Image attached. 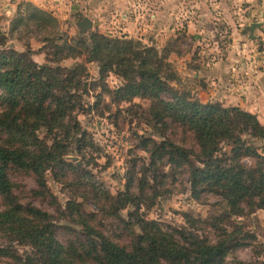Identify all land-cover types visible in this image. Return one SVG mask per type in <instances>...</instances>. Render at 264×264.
Wrapping results in <instances>:
<instances>
[{"label": "rangeland", "instance_id": "374dc122", "mask_svg": "<svg viewBox=\"0 0 264 264\" xmlns=\"http://www.w3.org/2000/svg\"><path fill=\"white\" fill-rule=\"evenodd\" d=\"M237 2L245 6L244 1ZM100 5L102 2L95 0L94 9L76 14L67 21H47L45 28L29 19L28 16L35 12V7L29 4L21 5L20 15L6 16L0 21V40L5 41V47L19 52L29 51L31 58L40 65L65 68H74L79 64L85 66L81 85L76 91L79 98L74 110V118L86 132L84 139L77 141L76 138L81 135L74 137V131L67 136L71 139L65 137L64 144L68 147V154L63 157L65 163L46 166L43 187L39 186L34 172L11 164L6 174L12 183V194L16 197H13L14 200L47 212L56 240L65 246H81L98 239L97 234H89L81 220L88 222L98 234H104L115 242L128 243L135 234L141 233L140 226L135 224L136 218L140 217L155 221L168 230L189 228L210 242H216L221 237L222 229L235 232L234 242L241 245L230 248L224 264H264V209L246 207L244 214H236L220 194L203 192L200 198H195L190 184L189 164L177 167L166 157L156 160V165L149 168L152 158L144 142L152 147L155 142L170 140L188 150L199 151L195 133L188 129L185 132L176 122H171L168 127L160 124L155 127L150 115L152 102L148 98L135 97L131 102L117 99L113 91L124 84L123 78L112 72L103 77L101 64L88 61L89 53L81 44L84 41L82 39L90 41L92 32H99L112 38H126L147 47H155L169 64L163 70V75L168 79L171 89L183 99L198 100L204 104L217 103L212 99L213 91L210 92L216 86L213 77L206 82L208 79L200 80L195 74L200 75L198 66L202 62H211L214 56L215 59H221L223 54H226L223 59L227 57L232 44V28L220 22L209 25V30L205 32L209 33L205 36L209 41L203 42L193 38L194 35H201L188 34L187 24L179 25L174 31L170 30V24L152 25L150 22L153 21L147 22L143 17L137 20L134 27L124 24L123 14L140 18L138 16H148L146 14L151 12L149 8L135 9L129 5L121 10L108 8L99 11ZM85 14L94 24L93 28L81 32L77 21L83 19ZM21 16L24 17L23 22L15 25ZM248 22H261L257 28L264 34V14H251L248 20L241 22L242 26L236 24V31H249L251 24ZM217 37L218 40L214 42ZM260 44L264 50V39ZM68 46L75 49L71 50ZM214 46L219 48L215 47L213 51ZM209 49L212 51L209 52V58L205 56L203 59L202 51ZM162 97L165 101L172 100L169 94H163ZM231 106L236 105H225ZM254 108L264 127V103H254ZM240 128L236 133L245 140L246 146L264 155V137H253L242 129V125ZM37 134L48 145L54 143L53 135H49L46 128H40ZM63 136L61 133L60 138ZM232 146V140L231 143L221 141L215 156L228 163L227 156L232 155ZM241 156L239 163L244 166L256 167L260 161L264 167V161L254 155L244 153ZM191 161L203 166L195 156L191 157ZM131 178V190L140 198L116 212L112 201L127 190ZM71 202L80 204L79 208L84 213L82 216L75 213L77 210L71 212ZM2 204L3 197L0 195V209ZM75 208L78 209L77 206ZM224 214L229 216L216 222L215 217ZM185 215L196 220V223L188 221ZM129 222L132 225L126 228L125 223ZM213 222L219 223V227H214ZM0 248L4 250L0 253V264H18L15 256L27 258L34 254L31 245L20 244L18 240L1 233ZM90 260L93 259L90 257ZM88 264L95 263L88 261ZM160 264L171 263L162 259Z\"/></svg>", "mask_w": 264, "mask_h": 264}, {"label": "trees", "instance_id": "16d2710c", "mask_svg": "<svg viewBox=\"0 0 264 264\" xmlns=\"http://www.w3.org/2000/svg\"><path fill=\"white\" fill-rule=\"evenodd\" d=\"M18 13L21 14V9ZM28 17L43 28L47 21L58 22L51 13L37 8ZM23 19L21 16L14 24L18 26ZM89 37L90 43L85 39L81 42L89 53L88 61L101 64L103 77L112 72L124 80V84L113 91L117 99L131 102L135 97L148 98L152 102L150 115L155 127L159 124L168 127L171 122H176L185 132L188 129L196 135L199 151L188 150L170 140L155 142L152 147L144 142L152 158L149 168L156 165V160L166 157L177 167L189 164L195 198H200L203 192L220 194L236 214H244L246 207L264 209V167L260 161L256 167L239 163L244 153L263 161L264 155L246 146L245 140L236 133L242 125V129L253 137H264V127L255 114L238 106L225 107L218 102L204 104L181 98L163 75L169 64L155 47L99 32H92ZM5 46V41L0 40V195L3 197L0 233L34 249V254L27 258L15 256L18 264H88V261L95 264H160L162 259L171 264L225 263L230 248L241 244L234 242L235 232L222 228L221 237L210 242L189 228L168 230L155 221L137 217L135 224L140 226L141 233L135 234L130 242L122 243L98 234L88 222L81 220L89 234H97L98 239L81 246H65L56 240L47 212L16 202L6 174L11 164L34 172L39 186L43 187L46 166L65 163L63 157L68 154V147L64 141L71 139L67 137L71 131H74V137L81 135L77 141L84 139L86 132L74 118V110L79 98L76 91L81 85L85 66L40 65L31 58L29 51L19 52ZM68 48L75 49L73 46ZM163 94H169L172 100L165 101ZM42 127L53 135V144L48 145L38 136ZM61 133L63 138H60ZM223 140L233 143L232 155L227 156L228 163L215 156ZM192 156L203 166L193 164ZM131 186L132 178L127 190L113 199L116 212L140 198L132 192ZM79 207L77 202L69 203L71 212L77 210L75 213L82 216L84 213ZM228 216L224 214L215 220L221 222ZM185 218L196 223L188 215ZM131 225L125 223L126 228ZM213 226L219 227V223L213 222ZM3 252L0 248V253Z\"/></svg>", "mask_w": 264, "mask_h": 264}, {"label": "crops", "instance_id": "0c3cea01", "mask_svg": "<svg viewBox=\"0 0 264 264\" xmlns=\"http://www.w3.org/2000/svg\"><path fill=\"white\" fill-rule=\"evenodd\" d=\"M100 1L102 5L98 7L99 11H105L108 8L121 10L120 8H128L129 5L134 6L135 9L149 8L151 10L146 14L148 16H138L140 18L123 14L125 25H133L134 27L141 17L147 22L153 21L150 22L152 25L170 24L171 31L178 29L179 25L187 24L189 26L188 34L201 35L192 34L194 35L193 38H198L199 41L202 40L203 42L209 41L205 38L206 35H209V33H205L206 29L209 30V25H214L216 22L229 25L233 32H231L232 44L227 57L223 59L226 55L223 54L221 59L220 57L215 59L214 56L211 62H202L198 66L200 75H195L199 76L200 80L208 79L206 82H209L213 77L216 86L212 87L210 92L213 91L214 93L212 99L214 98L221 105H236L257 116L258 111H255L254 103L259 104V101L264 103V50L260 48V42L264 39L260 37H264V34L257 27L253 32L250 30L247 32L236 31V24L248 20L253 13L263 15L264 0H257L256 2L255 0H242L245 2V6L238 4V0ZM23 4H29L37 9L52 13L54 17L64 21L74 18L76 14L80 15L88 9L95 8V0H0V21L6 16L13 17L19 14L18 11ZM84 16L86 14L82 17ZM12 20L9 21V24ZM252 23L248 22V24ZM257 23L261 25V22ZM158 35L157 37H159ZM217 40L218 37L215 38L214 42ZM215 47H213V51ZM209 52L212 51L210 49L202 51L203 59L205 56L207 59L209 58ZM216 81L222 86H219Z\"/></svg>", "mask_w": 264, "mask_h": 264}, {"label": "water", "instance_id": "95a60500", "mask_svg": "<svg viewBox=\"0 0 264 264\" xmlns=\"http://www.w3.org/2000/svg\"><path fill=\"white\" fill-rule=\"evenodd\" d=\"M77 24H78L81 32H85L86 30L93 28V20H91L87 16H85V17H83V19L79 20ZM258 26H260V23H252L251 26H249V30L251 32H253L255 30V28Z\"/></svg>", "mask_w": 264, "mask_h": 264}]
</instances>
